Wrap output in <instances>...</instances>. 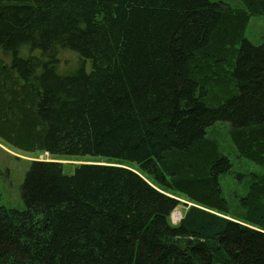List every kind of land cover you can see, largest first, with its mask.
Here are the masks:
<instances>
[{"label":"trees","instance_id":"1","mask_svg":"<svg viewBox=\"0 0 264 264\" xmlns=\"http://www.w3.org/2000/svg\"><path fill=\"white\" fill-rule=\"evenodd\" d=\"M235 2L0 0V140L94 159L31 162L0 264H264V43L245 36L264 0ZM216 124L262 167L233 205Z\"/></svg>","mask_w":264,"mask_h":264},{"label":"rangeland","instance_id":"2","mask_svg":"<svg viewBox=\"0 0 264 264\" xmlns=\"http://www.w3.org/2000/svg\"><path fill=\"white\" fill-rule=\"evenodd\" d=\"M222 1L231 3L232 5L236 4L235 0ZM245 36L256 44L264 43V16L252 17L250 19L246 28ZM39 54V50H31L28 47L23 48L20 52L21 56H38ZM0 57H2L6 64H9L11 61L10 55L4 54L2 50H0ZM60 60L57 70L61 74H70L77 71L83 64L82 61H84L82 56L74 50H62ZM86 61L85 67L91 68L90 61ZM209 134L216 135V138L220 140L219 143L221 150L229 155L233 162L232 170L222 175L220 178L223 194L233 205V201L236 200L238 196L243 195L245 184L248 182L246 179H249V173L257 172L256 170H261L262 167L249 159L238 158L235 156V146L231 141V137L228 136L227 126H224V124H216L215 128L209 130ZM225 142L227 143L225 144ZM93 160L94 159L91 158L77 157L57 159L53 158L48 153H26L9 146L0 140V206L20 210L24 209L25 204L21 194V187L32 161L62 162L65 164V173L71 174L74 172L76 165L92 163ZM178 199L183 203L188 202L189 205H192L191 202L186 201L184 198ZM184 210L185 207L182 205L177 207L172 215L173 222L179 223L183 217ZM174 214L177 216L174 217Z\"/></svg>","mask_w":264,"mask_h":264},{"label":"bare ground","instance_id":"3","mask_svg":"<svg viewBox=\"0 0 264 264\" xmlns=\"http://www.w3.org/2000/svg\"><path fill=\"white\" fill-rule=\"evenodd\" d=\"M49 154V153H48ZM177 215L174 214V217H176Z\"/></svg>","mask_w":264,"mask_h":264}]
</instances>
